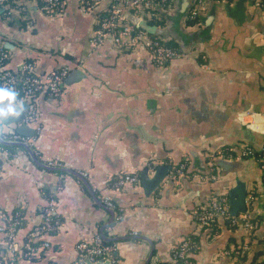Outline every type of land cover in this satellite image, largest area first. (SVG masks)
Here are the masks:
<instances>
[{
  "label": "crops",
  "instance_id": "0c3cea01",
  "mask_svg": "<svg viewBox=\"0 0 264 264\" xmlns=\"http://www.w3.org/2000/svg\"><path fill=\"white\" fill-rule=\"evenodd\" d=\"M170 1L162 24L155 26L165 30L158 37L181 56L162 68L143 51L91 44L95 11L78 0H61L60 12L52 16L40 12L37 0L24 2L23 10L0 7L5 70L16 72L24 63L38 76L66 69L58 96L42 91L20 101L27 105L23 113L31 108V120L4 125L32 129L29 135L15 131L25 147L14 145L11 155H0V225L15 211L23 219L13 237L16 249L52 199L59 222L49 234L58 235V243L50 245L58 255L47 264H75V245L94 238L109 249L101 260L111 264H181L171 250L185 238L194 243L188 264H251L250 255L244 261L223 253L244 237L241 228L219 222L211 232L195 222L193 212L213 198H228L239 179L245 200L256 193L245 204L248 216L264 215L260 162L239 156L245 146L257 151L264 144V10L252 0ZM197 2L198 20L188 23ZM105 6L101 0L95 10ZM73 69L81 76L65 84ZM250 114L254 128L240 121ZM216 158L231 160V169H220ZM47 162L58 166L47 169ZM162 164L171 171L145 197L139 173L148 167L150 175ZM179 164L182 172L173 175ZM75 172L84 173L87 186ZM123 174L138 181L113 189L111 183ZM103 196L120 209L119 220H110ZM263 228L264 221L257 234Z\"/></svg>",
  "mask_w": 264,
  "mask_h": 264
},
{
  "label": "built area",
  "instance_id": "2783aa9c",
  "mask_svg": "<svg viewBox=\"0 0 264 264\" xmlns=\"http://www.w3.org/2000/svg\"><path fill=\"white\" fill-rule=\"evenodd\" d=\"M101 0H78L80 5L86 10L97 9ZM106 4V13L99 20V26L92 28L89 42L91 44H99L108 42L114 48L125 52L140 50L147 54L150 61L156 68H162L165 64L175 58L181 56V53L174 47H171L165 43L161 38L156 35L149 34L143 29L139 28L137 24L132 23L131 19L137 18L146 22L147 20L160 19L159 14L153 11L155 6L168 8L169 0H103ZM24 2L28 0H0V7L5 8L6 11H13L16 9L23 10ZM39 3L38 9L41 13L47 16L58 14L61 9V0H37ZM198 3V4H197ZM191 7L187 18L192 19L198 9L199 2ZM252 3L257 8L264 10V0H252ZM263 8V9H262ZM95 14V13H94ZM95 18V15H94ZM147 23V22H146ZM7 58V54L0 50V79L3 87L13 88L19 85L22 88L24 94L29 98L35 94L44 91L47 96H58L63 79L66 75V69L55 68L49 72L38 76L34 72H31L29 63H24L20 68L12 73L4 69V62ZM20 102V101H19ZM32 118V110L28 108L19 117V122L26 124ZM240 121L249 128H254V114H250L246 119L240 118ZM264 133V129L262 130ZM0 141L3 142H21L23 139L16 134L13 127L4 126L0 123ZM262 154H264V147L260 148ZM6 151L0 149L1 153ZM254 150L245 146L240 152V157H250L253 155ZM228 153V152H227ZM225 153V155H228ZM222 155V154H221ZM224 155V156H225ZM222 157V156H221ZM255 160L260 162L261 169L264 172V158L258 157ZM48 167H57L58 165L53 162H47L45 164ZM183 164H179L173 170V175L182 172ZM81 177H84V173H78ZM264 177V175H263ZM138 179L135 175L123 174L116 178L112 183L113 189L121 187L127 183H135ZM255 199L252 192L248 193V197L244 203L248 204ZM52 199L47 200V205L42 207L40 225L36 229L33 235H30L29 241L24 245L22 250L16 249V244L13 241V237L17 231V221L9 224L5 229L0 225V232L4 233L6 249L9 252L17 251L18 262H32L34 258L40 254H44L48 250H51V245L46 241H40L38 244H34L37 236L44 233L50 234L58 225V220L52 213L53 203ZM102 204L113 210V218L115 220L120 219V209H116L113 202L107 197H102ZM115 210L118 212L116 213ZM193 218L199 226L204 229H212L216 226L217 221L225 218L227 224L232 227L241 228L245 234H248L256 228V222H252L245 212H240L232 215L229 211V205L226 197H219L211 199L205 207H201L193 212ZM22 246V244L20 245ZM17 246V247H20ZM194 243L190 238L183 239L171 250V257L173 260L178 261L181 264H188L187 254L193 249ZM242 249H248L247 245H243ZM76 257L75 264H84V260L87 258L90 261L101 260L104 257H108L109 249L100 243L98 238H94L91 242L79 241L75 245ZM223 253L228 254V251ZM11 255L8 256V258ZM12 264V260L8 262Z\"/></svg>",
  "mask_w": 264,
  "mask_h": 264
},
{
  "label": "water",
  "instance_id": "95a60500",
  "mask_svg": "<svg viewBox=\"0 0 264 264\" xmlns=\"http://www.w3.org/2000/svg\"><path fill=\"white\" fill-rule=\"evenodd\" d=\"M0 12H1V8H0ZM133 22L136 23L139 28L143 29L145 32H147L149 34H153V35H157V36H163V37L165 35L164 29L159 28L155 25H149L146 22H144L143 20L133 18ZM79 76H81V73L79 71H77L76 69H73L68 73L64 82H65V84L71 83L72 81H74L75 78H77ZM21 103L23 104V107L25 110L27 105L25 104V102H21ZM18 119L19 118H9L8 120H5V121L0 122V123L2 125H8V124L15 123ZM15 131L20 133V134L29 135V134H31L32 129L28 126H17V127H15ZM0 142H3V141H0ZM3 143L15 144V145H18L21 147H25V145L21 142H3ZM214 161H215V164L220 169H222L223 171H228L231 169L230 168L232 166L231 160H226L223 158H216ZM46 168L54 170V168H50L47 166H46ZM60 171H63V170H60ZM151 171L152 172L149 175L148 174V167H144L141 170V172L139 173V183H140L143 195L145 197L152 194L155 191V189L161 184V182L165 178L166 174H168V172L171 171V166L165 165V164L156 165L153 167V169ZM74 175L81 182V184H83L84 186H87L84 178H82L76 172L74 173ZM244 199H245L244 182H242L239 179H236L234 182V185L230 188V190L228 192V198H227V203L229 205V211L232 215H235V214L240 213V212L241 213L245 212ZM103 207L107 209V211L109 212L110 220H112L113 219V210L105 207L104 205H103ZM31 226H32V224H28L25 228H23L19 231V233L17 234V238H16V240L18 242L21 240L23 234L26 233L30 229ZM57 236L58 235L51 236L47 233H44L40 240L46 241L49 244L55 245L58 243L56 241ZM74 252L75 253H74L73 259H75V257H76V251H74ZM57 255L58 254L54 250H51L48 253L44 254L43 258L41 260H39L38 262H35V263H33V262H22L20 264H47V262H50V261L55 262ZM84 264H111V262L108 259L90 261L89 259L86 258L84 260Z\"/></svg>",
  "mask_w": 264,
  "mask_h": 264
},
{
  "label": "trees",
  "instance_id": "16d2710c",
  "mask_svg": "<svg viewBox=\"0 0 264 264\" xmlns=\"http://www.w3.org/2000/svg\"><path fill=\"white\" fill-rule=\"evenodd\" d=\"M170 2L171 1L169 0V3ZM104 8L99 9V10H95V22L93 24V28H97L99 26V22L97 20H99L103 15H105L106 9H104ZM163 9H164L163 7L155 6L153 8V11L158 13L159 16L161 15V19H158V20H154V19L147 20L146 21L147 24H149V25H161L162 24V12H163ZM197 20H198L197 16L193 17L192 19H188V18L186 19V21L188 23H193V22H196ZM169 46L173 47V45H171V44ZM12 73H14V72H12ZM0 84H1V79H0ZM12 89H14L18 93V96H17V100L18 101H28L29 100L30 97L28 98L24 94L22 88H20L19 85L14 86ZM14 145L15 144H8V143L0 142V149L5 150L7 152V155H11L12 154L11 153L12 150L15 148ZM263 147H264V144H263ZM258 157H263L264 158V154H262L260 150L254 151L253 155H251L249 158H253L254 159V158H258ZM262 181H263V185H264L263 176H262ZM253 195L256 197L255 191L253 192ZM48 198H50V196H48L47 199ZM216 198H219V197H216ZM115 212L118 213L116 210H115ZM5 217H7V219L5 220L4 224L2 225L4 227V229L9 224H11L14 221H17V224H16V228L17 229L22 227L23 219L21 218L19 211L12 212L9 215H6ZM113 220L116 221L114 218H113ZM250 220L252 222H256V228L253 229L248 234L243 235L244 237H241V239L238 242V244L229 253L230 254H235L236 257L239 258V260H244V261L250 255V260L249 261H250L251 264H264V228H263V231L260 234H257V229H258L259 225L261 224V222L264 221V215H262V216L258 215L256 217H252V218H250ZM58 222H59V220H58ZM219 222H222L223 224L229 226L227 224V219H225V218L217 221L216 226L218 225ZM39 225H40V222L36 226H34L33 230H31V232L36 230ZM215 227L210 229V231L211 232L214 231ZM230 227H232V226H230ZM55 230H56V228L53 230V232H50V234H53L55 232ZM31 232H29L25 237H23L22 246L19 248V250H22L24 245L29 241ZM5 239H6V237L4 236V245L2 247H0V264H9L8 262L10 260H12V264H15L18 261V259H19L17 251L9 252L6 249ZM33 243L34 244H38V243H40V241L36 239L35 241H33ZM244 244L248 246V249H244V250L242 249V246ZM8 253H10V254H8ZM9 255H11L13 258H11V257L8 258ZM41 258H42V254H40L38 257L34 258L33 260H40Z\"/></svg>",
  "mask_w": 264,
  "mask_h": 264
},
{
  "label": "clouds",
  "instance_id": "9594fccd",
  "mask_svg": "<svg viewBox=\"0 0 264 264\" xmlns=\"http://www.w3.org/2000/svg\"><path fill=\"white\" fill-rule=\"evenodd\" d=\"M17 96L14 89L0 86V122L22 115L24 107L17 100Z\"/></svg>",
  "mask_w": 264,
  "mask_h": 264
},
{
  "label": "rangeland",
  "instance_id": "374dc122",
  "mask_svg": "<svg viewBox=\"0 0 264 264\" xmlns=\"http://www.w3.org/2000/svg\"><path fill=\"white\" fill-rule=\"evenodd\" d=\"M263 212H264V209H263Z\"/></svg>",
  "mask_w": 264,
  "mask_h": 264
}]
</instances>
